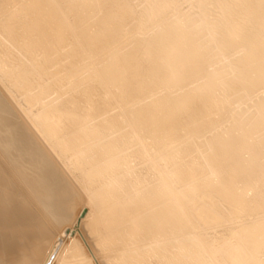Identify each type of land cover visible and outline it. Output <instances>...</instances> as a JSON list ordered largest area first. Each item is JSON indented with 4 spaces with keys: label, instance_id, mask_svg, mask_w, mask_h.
Returning <instances> with one entry per match:
<instances>
[{
    "label": "bare ground",
    "instance_id": "6f19581e",
    "mask_svg": "<svg viewBox=\"0 0 264 264\" xmlns=\"http://www.w3.org/2000/svg\"><path fill=\"white\" fill-rule=\"evenodd\" d=\"M81 1L0 0V264H264V0Z\"/></svg>",
    "mask_w": 264,
    "mask_h": 264
},
{
    "label": "rangeland",
    "instance_id": "374dc122",
    "mask_svg": "<svg viewBox=\"0 0 264 264\" xmlns=\"http://www.w3.org/2000/svg\"><path fill=\"white\" fill-rule=\"evenodd\" d=\"M36 1H37L38 3L44 5L47 9L49 8V7L46 5L47 0H36ZM49 6H50V5H49ZM71 9H72V13L77 14V17H78V15L80 14V16H79L78 18L83 17V16L86 14V10L84 9V2L81 1V0H78V2H77L74 6H72ZM50 13L52 14V16L54 15L53 11H50ZM77 17H76L75 19H71V21L74 22V24L77 26V28H76L77 32H78V31H83V30L87 29L86 27H87L88 22H87V23H84V24L81 25L78 21H76ZM95 17H96V15L93 16V19L90 20V23H94V22H95V21H93V20H95ZM52 19L55 20V15L52 17ZM71 21H70V22H71ZM70 26L72 27V29H71ZM70 26H69V25L65 26V27L61 30V32L58 33V34L60 35V37H64V36H65V39H66V40H65V42L63 43V50H62V51L70 52V55H69L68 61H71V62H72V59H74V60H76L77 62H79V63L75 66V68H76V67H78V66L81 65V64H85V61L83 62L84 59H78V56H79V55L74 51V49L72 48V45H71L69 39L67 38L69 34H72V33H73V32H72V30H73V24H70ZM99 31H100V30H99L98 28H97V29H92L91 34H92V33H98ZM204 38H207V36H206V37H203L202 40H203ZM2 41L5 42V40H2ZM130 42H131V41H129L128 43L123 44V45L121 46V48L127 46ZM74 52H75V53H74ZM53 54H55V52H53ZM108 54H109V46H107V47H103V48L101 49L100 52L94 54L95 56H96V55H97V56H100V57H99V58H100L99 63H97V66H98V67H101V66L104 64L105 59L107 58V55H108ZM55 55H56V54H55ZM92 55H93V54H92ZM66 61H67V60H66ZM54 66H55V68H57L59 65H58V64H55ZM54 66H53V68H54ZM70 67L72 68L73 66L70 65ZM84 70H85V69H84ZM84 70H83V71H79V73H78L79 75H76V78H81V77H83V76L85 75ZM83 72H84V73H83ZM80 73H81V74H80ZM69 80H70V81H73V77L70 78ZM183 85H185V84H183ZM79 86L82 87L83 85L80 84ZM217 91L219 92V90H217ZM217 91H216L215 93H218ZM150 95H151V94H150ZM218 96H219V93H218ZM141 104H142V103H141ZM103 106L108 107V103L104 101V102H103ZM136 106H137V105H135V106H130V107H128L127 109H124V111H125V110H128V109H130V108H132V107L135 108ZM93 107H94V106H93ZM108 112H109V115L114 114V115L117 116V118H118L119 120L122 119V115H121V114H122L123 110L119 109L118 107L112 108V109L109 110ZM106 115H107V113L104 114V115H102V116H106ZM62 232H63L64 235L67 237V236L69 235V228H68V227L63 228V229H62ZM55 249H56V247H54L53 250L51 249V251L53 252ZM65 251H66V250H65L64 248H62L61 245H58V247H57V251H56L55 253L53 252V253H54L53 256L55 255L54 258L59 257V256L61 255V253H64ZM54 258L52 257V254H51L49 257H46V258L44 259V261L46 262L45 264H52V263L56 264V263H57V262H56V259H55V261L52 260V259H54Z\"/></svg>",
    "mask_w": 264,
    "mask_h": 264
}]
</instances>
